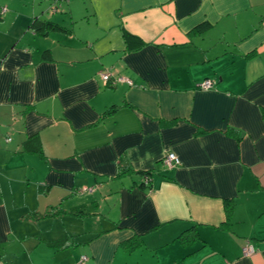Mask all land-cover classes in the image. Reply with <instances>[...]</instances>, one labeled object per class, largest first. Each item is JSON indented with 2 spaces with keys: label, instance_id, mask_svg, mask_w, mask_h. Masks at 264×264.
Returning a JSON list of instances; mask_svg holds the SVG:
<instances>
[{
  "label": "crops",
  "instance_id": "0c3cea01",
  "mask_svg": "<svg viewBox=\"0 0 264 264\" xmlns=\"http://www.w3.org/2000/svg\"><path fill=\"white\" fill-rule=\"evenodd\" d=\"M15 2L0 4V264H264V0ZM65 215L95 224L46 236Z\"/></svg>",
  "mask_w": 264,
  "mask_h": 264
},
{
  "label": "trees",
  "instance_id": "16d2710c",
  "mask_svg": "<svg viewBox=\"0 0 264 264\" xmlns=\"http://www.w3.org/2000/svg\"><path fill=\"white\" fill-rule=\"evenodd\" d=\"M31 29H33L35 32L46 34L50 30H55L56 25L49 22V21H40V20L36 19L35 21L32 22ZM123 39H124V42L126 45V50L129 52L138 51L144 46V43L139 38L127 33L125 30H123ZM115 110H116V108L112 107L109 110H107L103 114V116L111 115L112 113L115 112ZM231 132H233V131H231ZM24 150L26 152L39 154L42 156L41 144L39 142V138L37 135H33V136L29 137L24 142ZM131 172L132 171L128 170L126 167L125 168L121 167L118 177H123L126 173H131ZM147 174H149V173H147ZM144 176L146 178L149 177V175H146V174ZM189 231H190V233H192L194 235V231H195L194 228L190 229ZM184 238L186 239V237H184ZM185 239L183 241H185Z\"/></svg>",
  "mask_w": 264,
  "mask_h": 264
},
{
  "label": "rangeland",
  "instance_id": "374dc122",
  "mask_svg": "<svg viewBox=\"0 0 264 264\" xmlns=\"http://www.w3.org/2000/svg\"><path fill=\"white\" fill-rule=\"evenodd\" d=\"M5 1L6 0H0V4L2 3L4 5ZM31 4H32V1H31ZM15 5L19 6L21 8V13H22V11L24 9L23 7H21V6H23L22 0H20V1L16 0L15 4L13 6H15ZM68 217H70V216L65 215V216H62L58 219V223L60 225L59 227L57 226L56 223L53 222V220L56 218H50L51 221L48 220V221H50L48 224H47V220L43 219L42 225H44V226H42L41 224L39 226L41 227V229H43L44 234L46 236H49L51 238H56V237L61 238L62 236H64L66 234V232H68L70 234H72V232L74 234L83 233V231L86 229V226H88V228H91L95 224V223L93 225L91 224V223H93V222H91L92 221L91 219H93V218H86L85 220H81V219H76L75 217L74 218H68ZM43 238H46V237L43 236ZM80 239H81V237L79 238V240ZM67 249L69 250V247L62 249V251L67 250ZM71 252H73V251H70V253ZM40 254L45 256V253L43 250H40V251L34 253L35 256L40 255ZM54 255H56V258L59 257L58 253L54 254ZM49 261L52 262L51 259H49Z\"/></svg>",
  "mask_w": 264,
  "mask_h": 264
},
{
  "label": "built area",
  "instance_id": "2783aa9c",
  "mask_svg": "<svg viewBox=\"0 0 264 264\" xmlns=\"http://www.w3.org/2000/svg\"><path fill=\"white\" fill-rule=\"evenodd\" d=\"M4 11V9L2 10V12ZM101 79L103 81L104 84H109L110 86H113V85H116V84H127L129 86H132V82L129 81L128 79L122 77V76H115L113 73H110V72H106L104 74L101 75ZM212 86V81L210 80H205L204 82H202L200 85H199V88L201 90H209ZM164 164L166 165L167 168L169 169H173V168H176L180 165V161L179 159L172 153H169L167 154L165 157H164V160H163ZM83 191H87L86 188L82 189ZM81 190V191H82ZM255 252V249L252 245L250 244H247L244 249H243V254L245 256H250L252 254H254ZM86 261V258L83 257L81 259V262H84Z\"/></svg>",
  "mask_w": 264,
  "mask_h": 264
}]
</instances>
